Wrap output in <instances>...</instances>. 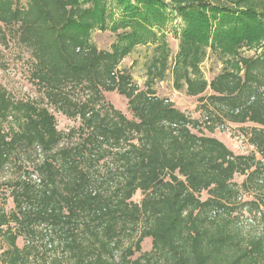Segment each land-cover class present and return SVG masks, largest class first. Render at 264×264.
I'll return each instance as SVG.
<instances>
[{"label": "trees", "instance_id": "1", "mask_svg": "<svg viewBox=\"0 0 264 264\" xmlns=\"http://www.w3.org/2000/svg\"><path fill=\"white\" fill-rule=\"evenodd\" d=\"M114 1L111 30L127 32L106 51L91 32L108 29L109 0H0V45L30 52L42 96L14 102L0 87V264H264V0ZM168 8L184 24L173 85L202 121L153 88L169 70L153 31ZM154 43L141 89L120 65ZM209 49L224 65L210 82ZM114 91L132 119L106 101ZM51 109L79 126L60 131ZM226 123L251 153L205 134Z\"/></svg>", "mask_w": 264, "mask_h": 264}, {"label": "rangeland", "instance_id": "2", "mask_svg": "<svg viewBox=\"0 0 264 264\" xmlns=\"http://www.w3.org/2000/svg\"><path fill=\"white\" fill-rule=\"evenodd\" d=\"M91 5H87L89 8ZM170 8V7H169ZM168 8V10H169ZM108 11L113 13L114 17L107 21V30H100L99 28L91 32L92 42L100 50H111L114 43L117 42V34L127 32V29H120L118 33H114L111 28L120 18V10L114 0H109ZM166 10L168 17H170L165 28L162 31H158L157 27L153 28V31L158 35L164 34L166 36V42L169 45V70L164 81H159L154 84V90L157 96L167 99L179 110L185 112L194 119L203 120V112L199 109L198 98L190 97L186 93L185 88L178 91L173 85V64L175 57L179 51V44L181 40V31L184 24L180 19L176 20V13H173L170 9ZM111 15V14H110ZM172 15V16H171ZM158 44H139L135 47V50L122 61L120 69L130 73L134 79V82L141 88L145 89L147 81L148 67L156 55V47ZM262 49L244 48L242 54L244 56H254L261 53ZM33 65V59L30 52L20 46L16 39L10 37L7 46L0 45V87L6 91L9 98L14 102L20 101H37L42 99L37 87L31 81V69ZM224 65L218 54H214L210 49L208 50L207 57L201 65V69L205 78L210 82L216 76H218L223 69ZM208 92L207 94H209ZM106 101L111 103L117 110L121 111L126 117L132 119L133 116L128 110V100L121 96L118 92H105ZM51 112L55 115L58 129L63 132H69L70 129L79 126V122L71 120L60 113H56L51 109ZM207 136L218 138L224 142L234 153L236 154H249L253 151V148L249 145L248 138L242 131L241 126L226 123L218 126L213 133L205 131ZM237 181H241V177H237ZM141 196L138 194V199ZM6 209L9 211L13 208V203L9 199L6 204ZM151 240H145L143 242V250H151ZM6 246L3 241L0 240V255L5 250Z\"/></svg>", "mask_w": 264, "mask_h": 264}]
</instances>
